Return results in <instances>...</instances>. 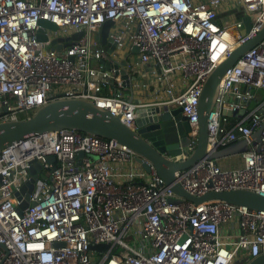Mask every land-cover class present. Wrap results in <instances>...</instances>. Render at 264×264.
<instances>
[{
	"label": "built area",
	"instance_id": "built-area-1",
	"mask_svg": "<svg viewBox=\"0 0 264 264\" xmlns=\"http://www.w3.org/2000/svg\"><path fill=\"white\" fill-rule=\"evenodd\" d=\"M244 17L250 27L241 35ZM40 19L56 26L43 28L47 41L36 38ZM106 20L113 22L111 52L94 39ZM263 23L264 0H0V122L27 118L57 95L91 100L131 129L138 108L181 106L189 143L172 159L183 160L195 146L204 79ZM79 31L69 47L50 48V39ZM121 60L131 73L143 76L145 69L151 77L153 88L131 83L149 100L126 95L114 67ZM104 88L112 93L102 94ZM240 139L247 149L232 155L236 165L202 159L175 172L176 181L196 196L264 194V38L226 71L208 116V149ZM135 156L116 141L74 129L1 149L0 264H231L264 253V210L176 197ZM31 160L41 167L19 212L15 192L30 179ZM99 243L106 247L90 249ZM240 251L247 256L239 258Z\"/></svg>",
	"mask_w": 264,
	"mask_h": 264
},
{
	"label": "water",
	"instance_id": "water-1",
	"mask_svg": "<svg viewBox=\"0 0 264 264\" xmlns=\"http://www.w3.org/2000/svg\"><path fill=\"white\" fill-rule=\"evenodd\" d=\"M243 22L244 28L241 30V35H244L250 27L248 17H244ZM38 24L40 28L37 31L36 38L40 41H47L48 37L43 34V28L55 30V24L44 19H40ZM112 24L111 20H106L102 23L99 32L94 35L97 43L108 52L114 49V42L108 37L109 28ZM82 33V31H79L70 35L55 37L50 39L48 43L51 49L59 52L62 47H69L77 41ZM263 38L264 23L254 37L234 47L226 58L219 62L204 79L197 97L195 146L193 150H187L189 154L183 160L175 161L172 159L189 143L188 131L190 127L187 123V118L181 114V106L171 109L165 106L162 108L158 106L138 108L136 110L138 117L135 119L136 128L131 129L117 115H113L106 109L95 105L91 100L62 98L61 95H57L56 99L39 107L34 114L27 118L0 122V150L30 136L62 129H74L82 133L97 135L104 139H111L126 146L137 154L134 158L135 162L147 173L151 171L152 167L162 179L163 184L176 197L185 198L195 204L209 200H221L251 209L264 210V194L262 193L248 189H231L227 191H208L196 196L186 192L176 181L175 177V172L186 169L199 160L207 159L217 162L221 158L239 154L247 149L244 139L215 149H208V116L218 95L219 83L226 71L247 50L258 44ZM132 52L136 53L137 48L133 47ZM99 63L104 69L110 67L109 63L103 59H99ZM114 67H119L117 71L124 80L125 88H128L130 92L129 99H131L132 86L129 81L130 73L126 68V62L122 60ZM226 113L230 114L231 112L227 111ZM259 132L260 129L255 134L258 136ZM78 155L82 156L83 152H79ZM46 160L53 163L55 157L49 155ZM40 167L41 165L38 161L31 160L29 168L31 177L15 192V196L19 200V212L28 205V194L32 190L33 181ZM174 200L176 199H170V201ZM0 247L3 248L1 243ZM105 247L102 243L90 245L91 250L100 251ZM231 264H264V253L249 260L242 259Z\"/></svg>",
	"mask_w": 264,
	"mask_h": 264
},
{
	"label": "crops",
	"instance_id": "crops-1",
	"mask_svg": "<svg viewBox=\"0 0 264 264\" xmlns=\"http://www.w3.org/2000/svg\"><path fill=\"white\" fill-rule=\"evenodd\" d=\"M122 61V60H121ZM130 72V71H129ZM136 78H135V77ZM140 81L142 83L146 82V83H151V86L150 88H153V85H152V82H151V77H149L147 74H145V69L143 70V76H140L136 71H134V73H131L130 72V77H129V81L130 83H133L134 85V82L135 81ZM125 93L127 96H129L130 92L128 91V88H125ZM149 97H150V94L148 91H141L139 90L138 88H136L134 86V88L132 89V98L134 100H138V99H141L142 101H145V100H149ZM227 157L225 158H221L218 160V163L223 166L225 163H226V160ZM237 163V162H236Z\"/></svg>",
	"mask_w": 264,
	"mask_h": 264
},
{
	"label": "rangeland",
	"instance_id": "rangeland-1",
	"mask_svg": "<svg viewBox=\"0 0 264 264\" xmlns=\"http://www.w3.org/2000/svg\"><path fill=\"white\" fill-rule=\"evenodd\" d=\"M234 11L235 10L231 9V10H229L227 12H224V13L225 14H229V13H232ZM260 93H262V92L260 91ZM225 160H226V163L223 165V167H228V166H232V165L234 166V165L237 164L236 163L237 162L236 158L234 156H232V155L227 156V159H225ZM243 256H247V254L244 251H240L238 257L240 258V257H243Z\"/></svg>",
	"mask_w": 264,
	"mask_h": 264
},
{
	"label": "trees",
	"instance_id": "trees-1",
	"mask_svg": "<svg viewBox=\"0 0 264 264\" xmlns=\"http://www.w3.org/2000/svg\"><path fill=\"white\" fill-rule=\"evenodd\" d=\"M102 94H111L112 93V91L111 90H109L108 88H104L103 90H102V92H101Z\"/></svg>",
	"mask_w": 264,
	"mask_h": 264
},
{
	"label": "bare ground",
	"instance_id": "bare-ground-1",
	"mask_svg": "<svg viewBox=\"0 0 264 264\" xmlns=\"http://www.w3.org/2000/svg\"><path fill=\"white\" fill-rule=\"evenodd\" d=\"M231 32L234 34V31L233 30H231ZM101 108H104V106H102Z\"/></svg>",
	"mask_w": 264,
	"mask_h": 264
}]
</instances>
